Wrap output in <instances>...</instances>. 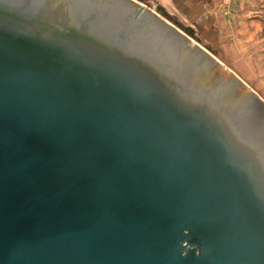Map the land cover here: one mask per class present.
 Instances as JSON below:
<instances>
[{"label": "water", "instance_id": "95a60500", "mask_svg": "<svg viewBox=\"0 0 264 264\" xmlns=\"http://www.w3.org/2000/svg\"><path fill=\"white\" fill-rule=\"evenodd\" d=\"M137 0H0V264H264V100Z\"/></svg>", "mask_w": 264, "mask_h": 264}, {"label": "crops", "instance_id": "0c3cea01", "mask_svg": "<svg viewBox=\"0 0 264 264\" xmlns=\"http://www.w3.org/2000/svg\"><path fill=\"white\" fill-rule=\"evenodd\" d=\"M157 1L166 12L178 15L188 26L198 31L207 44L219 47L218 54L214 55L222 63L228 59L234 62L252 60L262 55L259 50H264L262 49L264 40L256 30L257 21L259 23L260 19L253 18L251 12L255 6L258 11L262 10L257 6L259 0L256 1L255 6L251 4V0ZM229 69L235 72L234 67L231 66Z\"/></svg>", "mask_w": 264, "mask_h": 264}, {"label": "rangeland", "instance_id": "374dc122", "mask_svg": "<svg viewBox=\"0 0 264 264\" xmlns=\"http://www.w3.org/2000/svg\"><path fill=\"white\" fill-rule=\"evenodd\" d=\"M137 1L155 10L159 15L167 19L172 25L176 26L181 31H183L185 34L190 36L194 41L199 43L201 46H203L213 55L218 54L219 47L217 48L215 46L207 44V42L203 39V36H201V34L198 31L188 26L185 23V21H183L178 15L170 14L166 12L161 7V5L159 4L157 0H137ZM251 1H252L251 4H254L255 6L256 1L258 0H251ZM257 6H259V8H262V10L258 11L256 6L253 7L251 12H253L252 15L254 17L253 16L252 17L260 19L259 23L257 21L256 30H257V33L258 32L260 33L261 39L264 40V0H259V4ZM256 9H257V12L255 11ZM262 49H264V46ZM259 52H262V55H258L255 58H252V60L246 59V60H242V61L238 60V62H234L228 59L226 62L229 65L226 62L225 63L223 62L224 64L222 63V65L227 69H229V67L231 68V66L234 67L235 70L234 69L233 70L237 72L239 75H241L242 77L240 76L239 77L246 83L245 85H246L247 90L248 89L254 90L264 100V55H263L264 50L263 51L259 50ZM239 54L240 53H238V56L239 58H241Z\"/></svg>", "mask_w": 264, "mask_h": 264}]
</instances>
